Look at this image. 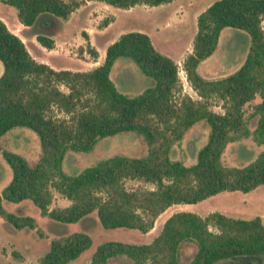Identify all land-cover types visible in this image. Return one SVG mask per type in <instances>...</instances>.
Segmentation results:
<instances>
[{"label":"trees","instance_id":"1","mask_svg":"<svg viewBox=\"0 0 264 264\" xmlns=\"http://www.w3.org/2000/svg\"><path fill=\"white\" fill-rule=\"evenodd\" d=\"M100 1L127 8L170 0ZM3 2L15 8L21 24L41 23L45 31L56 17L66 19L79 4L76 0ZM262 18L264 0H212L198 12L191 49L181 62L198 98L180 93L177 63L156 49L143 31L119 33L106 45L100 63L86 70H71L36 60L0 19V135L12 126H27L37 134L40 147L32 164L18 153L2 151L11 177L0 190V217L16 228H34L33 217L7 212L2 205V200L29 199L41 216L54 222H74L94 211L104 227L146 232L172 203H193L221 190L247 191L264 183ZM225 26L247 33V52L233 71L206 78L197 72V64L214 51ZM34 34L40 45L47 49L54 46L52 37L40 31ZM82 36L86 41L83 49L95 60L97 50L84 31ZM119 57L131 59L148 77L140 91L127 93L116 87L110 70ZM210 97L220 101L222 111L210 108ZM250 102L245 114L243 106ZM200 119L208 123L209 131L194 160L185 164L172 158L173 145ZM121 131L139 134L145 152L103 157L76 173L63 170L67 151H88L98 138ZM248 135L261 146L260 151L242 164L223 163L225 145ZM125 179L150 183L151 187L127 188ZM52 190L68 204L49 207ZM90 242L88 233L79 230L53 236L37 264H65ZM183 242L194 244L187 264H264V223L260 216L234 217L218 210L203 216L189 210L173 211L148 242L101 241L86 264H107L115 256L134 264H178Z\"/></svg>","mask_w":264,"mask_h":264},{"label":"rangeland","instance_id":"2","mask_svg":"<svg viewBox=\"0 0 264 264\" xmlns=\"http://www.w3.org/2000/svg\"><path fill=\"white\" fill-rule=\"evenodd\" d=\"M81 3L83 0H76ZM212 0H170L160 5H145L136 3L126 8L117 9L115 22L110 31L94 35L96 46L104 54L105 45L114 40L119 33L128 30H140L148 34L153 46L169 55L177 62V74L180 93H187L192 98L198 95L189 85L184 72L180 69L182 58L191 49V40L196 30V15ZM79 5V4H78ZM77 5V6H78ZM87 14V15H86ZM0 15L4 16L9 25L17 24L16 10L13 6L0 1ZM106 18V22L102 21ZM113 15L104 12L95 17L90 11L83 15H74L66 19L55 18L51 28L45 31L41 23L23 25L26 28L20 33L27 38L26 45L29 53L36 60L50 63L54 68L71 70H86L97 63L83 49L85 39L82 36L84 27L90 32H99L107 25ZM264 25V18L260 22ZM40 31L56 39V45L47 49L36 40H29L31 33ZM81 42V43H79ZM249 37L239 28L225 26L222 28L214 51L197 65V72L206 78H217L236 69L247 52ZM78 47H81L80 49ZM180 60V61H179ZM102 59L98 62H101ZM110 77L116 87L123 92L134 93L140 91L146 84L148 77L144 76L133 61L127 57L115 60L110 70ZM177 93H175V96ZM255 97L251 102L255 101ZM209 106L215 111H222L220 101L215 97L208 99ZM250 103L243 108L245 114L250 110ZM209 131L208 123L200 119L194 122L172 148L171 156L185 164L195 158L197 149L206 141ZM261 149L248 135L228 142L222 153L221 160L225 164L238 165L252 159ZM3 150H10L20 154L32 164L39 154V140L37 134L29 127L15 125L0 135V190L11 177V168L2 155ZM145 152V144L141 136L133 131H121L112 135L98 138L88 151H67L62 160L65 172L76 173L84 166L90 165L100 158L113 154L141 155ZM127 188L151 187L136 179H125ZM53 196L49 207L63 206L68 200L57 191L52 190ZM5 211L26 214L34 218L35 227L16 228L0 217V264H37V259L48 248L49 240L71 231H85L90 236L89 246L78 256L65 264H86L96 245L105 240H121L135 243L148 242L160 229L163 220L173 211L189 210L205 215L212 210H218L226 215L249 218L259 215L264 223V183L258 184L247 191L221 190L193 203H172L159 213L152 227L146 232L127 227H104L92 211L90 216L74 222H54L41 216L29 199L18 202L2 200ZM194 250V244L183 242L179 250L178 264H187ZM107 264H134L130 259L115 256L108 259ZM217 264H243L241 262L220 261Z\"/></svg>","mask_w":264,"mask_h":264},{"label":"crops","instance_id":"3","mask_svg":"<svg viewBox=\"0 0 264 264\" xmlns=\"http://www.w3.org/2000/svg\"><path fill=\"white\" fill-rule=\"evenodd\" d=\"M0 1H2V3H4V4H7V3H5V2H3V0H0ZM142 4H144V3H142ZM161 4V3H160ZM160 4H158V5H160ZM7 5H9V4H7ZM146 5V4H145ZM132 7V6H131ZM131 7H129V8H131ZM129 8H126V9H129ZM117 9H120L119 7H115V6H112V5H110V4H107V3H105V2H103V1H100V0H83L81 3H79V5L77 6V7H75L70 13H69V17H72V16H74V15H76V14H78V15H83L84 16V14L85 13H87L88 11H90L91 12V14H93L95 17H100V15H101V13H104V12H108V13H110V14H112L113 15V19L112 20H110L109 22H108V24L107 25H104L103 27H101V28H99L100 29V31L98 32H95V31H93V32H90V31H88L87 30V28H83L84 29V32L86 33V35H87V40H88V42H89V44L90 45H92L96 50H97V52H99V55H98V57H97V60H95V63H100V62H98V61H100L101 59H103V56H104V54L103 53H101L102 51L96 46V44H95V41H94V39H93V34L95 35H100V34H102V33H105V32H107V31H110L108 28H112L113 27V24H114V22H115V13L117 12ZM122 9V8H121ZM87 15V14H86ZM0 19H2L3 21H4V23L6 24V26L11 30V31H13L15 34H17L20 38H21V40L23 41V43L25 44V46H26V48H27V50H28V47H27V45H26V42H27V38L25 37V35H22L21 33H20V31H22V29H25L26 27L25 26H23L20 22H18L17 24H14V25H9V23H8V21L6 20V18L4 17V16H2V15H0ZM29 38V40L30 41H32L33 43H34V41L36 40L35 39V34L34 33H31V35H30V37H28ZM53 38V40H54V46L56 45V39L54 38V37H52ZM113 41V40H112ZM218 42V41H217ZM79 43H81V42H79ZM110 43V42H109ZM108 44V43H107ZM106 44V45H107ZM106 45H105V47H106ZM53 46V47H54ZM52 47V48H53ZM51 49V48H50ZM29 51V50H28ZM173 59V58H172ZM205 59V58H204ZM174 60V59H173ZM175 61V60H174ZM180 61V60H179ZM202 61V60H201ZM201 61L199 62V63H201ZM178 62V61H177ZM176 62V63H177ZM46 63V62H45ZM198 63V64H199ZM48 65H50L51 67H53V65L52 64H50L49 62L47 63ZM197 64V65H198ZM54 68V67H53ZM196 69H197V67H196Z\"/></svg>","mask_w":264,"mask_h":264},{"label":"built area","instance_id":"4","mask_svg":"<svg viewBox=\"0 0 264 264\" xmlns=\"http://www.w3.org/2000/svg\"><path fill=\"white\" fill-rule=\"evenodd\" d=\"M180 69L182 70V72H184V70L180 67ZM184 75H185V73H184ZM186 78V77H185Z\"/></svg>","mask_w":264,"mask_h":264}]
</instances>
